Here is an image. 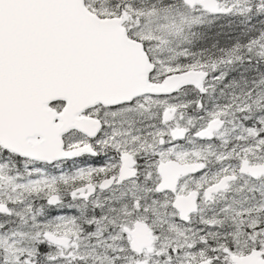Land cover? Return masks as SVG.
Returning <instances> with one entry per match:
<instances>
[{
    "label": "snow or ice",
    "instance_id": "1",
    "mask_svg": "<svg viewBox=\"0 0 264 264\" xmlns=\"http://www.w3.org/2000/svg\"><path fill=\"white\" fill-rule=\"evenodd\" d=\"M0 264H264V0H0Z\"/></svg>",
    "mask_w": 264,
    "mask_h": 264
}]
</instances>
